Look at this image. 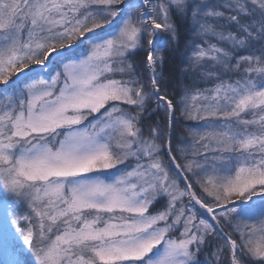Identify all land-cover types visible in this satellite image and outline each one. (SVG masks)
Segmentation results:
<instances>
[{
	"label": "snow or ice",
	"instance_id": "obj_1",
	"mask_svg": "<svg viewBox=\"0 0 264 264\" xmlns=\"http://www.w3.org/2000/svg\"><path fill=\"white\" fill-rule=\"evenodd\" d=\"M29 257L264 264V0H0V264Z\"/></svg>",
	"mask_w": 264,
	"mask_h": 264
},
{
	"label": "trees",
	"instance_id": "obj_2",
	"mask_svg": "<svg viewBox=\"0 0 264 264\" xmlns=\"http://www.w3.org/2000/svg\"><path fill=\"white\" fill-rule=\"evenodd\" d=\"M143 56V52H137L134 56L130 57L131 59H134L136 61H139L141 59V57ZM169 71L168 67L166 66L165 68V72L167 73ZM178 75V74H177ZM227 78V77H225ZM204 85H201V87H203ZM149 107L151 109H154L155 108V102L153 101L152 104L149 105ZM156 121H160L161 124H164L166 123L165 121V114L163 112V110H158L156 111L149 120H147L145 123L148 124V123H154ZM193 126H194V122H192ZM185 125H180L177 129V132H176V136L177 137H180V136H185L187 137V132L185 131ZM203 258V257H202ZM31 262V258L29 257V264Z\"/></svg>",
	"mask_w": 264,
	"mask_h": 264
},
{
	"label": "rangeland",
	"instance_id": "obj_3",
	"mask_svg": "<svg viewBox=\"0 0 264 264\" xmlns=\"http://www.w3.org/2000/svg\"><path fill=\"white\" fill-rule=\"evenodd\" d=\"M158 207H159V205H158Z\"/></svg>",
	"mask_w": 264,
	"mask_h": 264
}]
</instances>
